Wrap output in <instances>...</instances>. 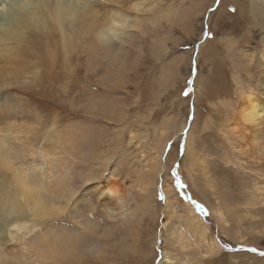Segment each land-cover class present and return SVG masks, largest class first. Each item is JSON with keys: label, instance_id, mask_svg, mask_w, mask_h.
Returning <instances> with one entry per match:
<instances>
[{"label": "rangeland", "instance_id": "obj_1", "mask_svg": "<svg viewBox=\"0 0 264 264\" xmlns=\"http://www.w3.org/2000/svg\"><path fill=\"white\" fill-rule=\"evenodd\" d=\"M261 6L252 14L250 0H153L150 14H145L156 19L148 23L144 50L136 44L129 62L88 67L82 50L79 62L63 65L57 56L52 71L42 78L36 80L40 70H35L10 85L17 88L7 103L14 122H0V128L21 155L15 167L39 162L37 171L44 177L52 164L50 171L66 177L75 194L71 200L59 198V214L43 217L33 229L31 223L18 241L7 242L8 256L0 264H77L76 259L87 264H160L163 246L188 264H264L259 254L264 252V173L238 153L227 132L231 109L243 96L237 81L245 89L260 88ZM197 8L198 16L192 14ZM160 143L162 150L157 151ZM50 148L55 154L40 157V150ZM156 162L160 167L152 169L145 194L144 176ZM173 165H178L189 196L209 210L207 217L181 199L172 182ZM92 170L96 178L88 180ZM110 174L121 182L125 197L114 216L107 217L98 187ZM4 177L10 185V172ZM165 183L171 189L168 208L167 199L158 198L162 190L166 196ZM144 199L146 205L141 204ZM185 204L205 226L207 240L188 227ZM50 228L70 243L97 240L105 255L96 260L68 247L60 256L40 255L34 237L52 238ZM178 237L186 244L182 251ZM211 240L214 251L208 248ZM240 245L258 251L240 250Z\"/></svg>", "mask_w": 264, "mask_h": 264}, {"label": "bare ground", "instance_id": "obj_2", "mask_svg": "<svg viewBox=\"0 0 264 264\" xmlns=\"http://www.w3.org/2000/svg\"><path fill=\"white\" fill-rule=\"evenodd\" d=\"M155 1L156 3L160 2V0ZM69 2L70 0H9L7 4L4 0H0V8L2 11L4 10V13L0 12V92L1 90L4 92L3 100L0 102V122L8 121L5 125L11 126V123L14 122L11 120L14 113L13 115L7 113L11 112L8 108L10 104L7 103L9 98L15 96L17 88H12L10 85H18L19 79L27 73L35 72V70H40L36 80L39 77L42 78L46 73L52 71V65H54L57 56L61 64L71 65L73 62H79L80 58L82 60V56L77 54L82 53L83 50L86 66L93 67L105 61L111 65H122L129 62L131 50H134L136 44L144 50L143 45L147 41L146 34L150 31L148 23L151 26L156 19L148 16L152 10L153 0H75V6L71 8L67 6ZM250 4L252 5V14H258L259 7L257 6L264 4V0H250ZM198 11L197 8L192 14L197 15ZM148 12L149 14H145ZM136 14H145V17H137ZM110 21L126 22V25L122 27L123 35L119 39L120 44L117 46L114 41L105 44L97 40V33ZM117 27L121 28V25L118 24ZM130 29H138L139 32H132ZM79 45L82 47L81 49H77ZM262 45L263 49L259 50L258 61L263 63L264 67V37ZM140 47H138L139 51ZM248 59L250 63L251 57ZM260 80V88L253 90L245 89L237 81L238 93L243 96L231 109L227 132L232 146L238 153L251 159L258 171L262 170L264 173L263 70ZM0 131H2V136L0 134V263H2L6 255L8 256V251L4 250L6 243L18 241L22 235L20 232L29 230L28 227L31 223L33 224L31 229H33L36 222L42 221L43 217H53L59 214L62 208L56 202L64 196H68V199L71 200L75 189L68 184L66 177L56 176L50 171L52 164L49 165L44 177L37 171V166L40 163L34 160L29 168L15 167V164L17 165L20 161L21 155L5 137L6 130L0 128ZM166 136L162 143H165ZM162 143L155 145L157 151L162 150ZM49 153L55 154V151L51 148L39 151V155L43 159L47 158ZM54 158L55 156H51V159ZM52 162L54 161L52 160ZM154 164L148 167V172L151 174L147 173L144 176L145 183L141 189L145 194L149 193V186L153 179L152 173L158 168L159 162ZM154 167L155 170H152ZM6 171H9L11 176L9 186L5 183ZM96 175L97 173L92 170V177L87 178L88 180L95 179ZM110 176L112 177L111 174ZM110 176L102 182L101 187H98V194L102 199L101 207L107 217L112 216L118 206L123 204L125 197L121 182ZM163 186L166 188H164L165 199H167L165 206L168 208L171 189L166 183ZM43 188L53 195V199L42 191ZM141 204L146 205V199ZM185 205L184 213L188 227L198 233L197 237L200 240H207L205 226L199 221L197 215L194 216L193 208L189 204ZM218 211L220 212L216 209V212ZM165 216H169V213H164ZM166 223L167 219H164L163 227L166 226ZM91 225L93 224L90 223ZM57 232L59 231L50 228L49 233H52V238L48 239L41 234L34 237V246L38 254L60 256L65 253V249L68 247L70 251H75V254L78 255L80 250L83 252L84 248L92 244L103 247V243L97 240L85 241L86 243L81 244L75 240L76 244L70 243L68 238H64ZM81 235L83 236V234ZM177 241L179 249L186 245L181 242L180 238ZM214 241L211 240L208 243L210 251L215 248ZM81 255H79L80 259ZM179 257L163 246L161 248L162 260L159 263L188 264L186 259ZM75 261L77 264H87L82 259Z\"/></svg>", "mask_w": 264, "mask_h": 264}, {"label": "clouds", "instance_id": "obj_3", "mask_svg": "<svg viewBox=\"0 0 264 264\" xmlns=\"http://www.w3.org/2000/svg\"><path fill=\"white\" fill-rule=\"evenodd\" d=\"M68 7L75 6V0H70L67 4ZM121 25V28H118L117 25ZM126 25V22L123 21H110L97 33V40L99 42L110 44L112 41L119 40L123 35L122 27ZM83 252L92 257L93 259L99 260L105 255L104 247H101L96 244H92L83 249Z\"/></svg>", "mask_w": 264, "mask_h": 264}, {"label": "snow or ice", "instance_id": "obj_4", "mask_svg": "<svg viewBox=\"0 0 264 264\" xmlns=\"http://www.w3.org/2000/svg\"><path fill=\"white\" fill-rule=\"evenodd\" d=\"M189 84H191V81H189ZM189 91H191L190 88L187 89L184 92V95H187ZM185 131H187V130H185ZM170 145H171V142H169V145L166 146L167 148H169V150H170ZM180 149H181V151H180L179 154L182 155L183 144L180 145ZM171 175L173 177V181L172 182H173L174 186L177 188V190L179 191L181 199L188 201L190 204H192L195 207V209L197 210V212L199 214H202L203 216L207 217L210 213H209V210L206 208V206L204 204L200 203L199 201L193 199L187 193V191H186L187 185L181 179L178 165H173L172 166V168H171ZM158 198L161 201H163L165 199V197H164V195H163L162 192H160L158 194ZM223 247L224 248H229V245L224 244ZM239 249L240 250H246V251H249V252H252V253H256L258 251V249L254 248V247L253 248H247V249H245L243 245H240L239 246ZM259 254L261 256H264V252H259Z\"/></svg>", "mask_w": 264, "mask_h": 264}]
</instances>
